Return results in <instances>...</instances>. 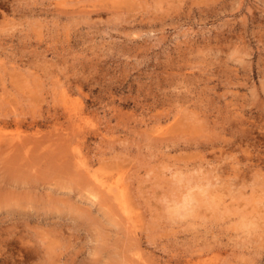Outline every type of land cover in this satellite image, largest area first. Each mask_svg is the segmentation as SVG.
Here are the masks:
<instances>
[{
  "label": "rangeland",
  "instance_id": "obj_1",
  "mask_svg": "<svg viewBox=\"0 0 264 264\" xmlns=\"http://www.w3.org/2000/svg\"><path fill=\"white\" fill-rule=\"evenodd\" d=\"M0 264H264V0H0Z\"/></svg>",
  "mask_w": 264,
  "mask_h": 264
},
{
  "label": "bare ground",
  "instance_id": "obj_2",
  "mask_svg": "<svg viewBox=\"0 0 264 264\" xmlns=\"http://www.w3.org/2000/svg\"><path fill=\"white\" fill-rule=\"evenodd\" d=\"M72 116V115H71ZM75 118V117H74ZM77 123V122H76ZM79 166V165H78ZM123 188V187H122ZM213 190V189H211ZM92 191V190H91ZM110 192V191H109ZM102 193V192H101ZM95 198V197H94ZM184 198V197H183ZM210 199V198H209ZM190 200V199H189ZM118 202V201H117ZM123 202V201H122ZM212 203V202H211ZM201 204V203H200ZM201 206V205H200ZM186 208V207H185ZM123 212V211H122ZM125 215V214H124ZM184 215V214H183ZM130 217V216H129Z\"/></svg>",
  "mask_w": 264,
  "mask_h": 264
}]
</instances>
